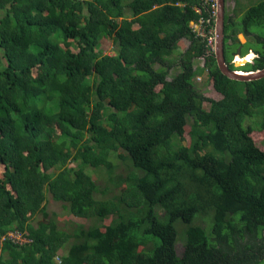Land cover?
Instances as JSON below:
<instances>
[{"label": "trees", "instance_id": "16d2710c", "mask_svg": "<svg viewBox=\"0 0 264 264\" xmlns=\"http://www.w3.org/2000/svg\"><path fill=\"white\" fill-rule=\"evenodd\" d=\"M234 3L226 62L264 68V0ZM214 21L207 0H0V264H264V77L219 70ZM49 196L90 224L59 225Z\"/></svg>", "mask_w": 264, "mask_h": 264}, {"label": "rangeland", "instance_id": "374dc122", "mask_svg": "<svg viewBox=\"0 0 264 264\" xmlns=\"http://www.w3.org/2000/svg\"><path fill=\"white\" fill-rule=\"evenodd\" d=\"M235 0H225V13H230L231 14V10L236 6V4L234 3ZM254 0H239V3L241 6L243 7H246L248 5H250L251 3H253ZM216 6V5H215ZM191 26L194 30H198V29H201L203 28L202 25L199 23V24H192L191 23ZM215 36V34H214ZM238 38L241 42H245L246 38L243 34H238ZM99 45V48H102L105 52L107 53H112V50H111V43L110 41L107 39H105L104 37H102L100 39V43H98ZM187 44H189V41L187 39H182V40H179L176 45H175V49H174V52L176 55H178L179 53L183 52L185 49H186V46H188ZM76 50V48H75ZM214 51V50H213ZM173 54V56L175 55ZM246 57L249 56V59H251L250 61H252V58L255 56L254 52L253 51H250L249 53H247L245 55ZM240 58L242 59L244 56H241L239 55V53H235L233 55V59L232 61H235L236 59L235 58ZM248 59V60H249ZM204 59L202 60L201 58L200 59H196L194 61L195 65H201V64H204ZM237 62V61H236ZM179 70V67H174L170 70L167 78L168 79H171L172 76H174L177 71ZM199 79H197V77L194 79L195 80V84H196V87L197 89H199L205 96L207 97H210V98H214V99H218L221 97V94L219 92H217L213 86H212V83H210V81H208V79L206 78V72L204 74H200L198 75ZM204 107L205 108H208L209 107V103L208 102H204ZM188 128L189 126L187 125L185 127V131L183 133V142H186V143H189V140H188ZM252 135V138L253 140L255 141V144L257 146H259L260 148H264V131L263 130H260L258 128H256L255 130L252 131L251 133ZM122 152L124 153L125 151L122 150ZM86 172L89 173V175H91L93 177V179L96 181V183L98 184V186L100 188H106L107 184H108V180H107V174L105 171H100L98 169H94L93 167L90 168V167H86ZM137 170V169H136ZM117 171H121L122 172V166L118 167L117 168ZM137 172L139 174H142L143 171H140V170H137ZM113 193V191H110L108 190L106 193H105V196L108 197L109 195H111ZM102 194H97V196H99ZM47 211H49L50 213L52 214H55L57 217H58V224L59 225H66L64 227H67L69 229H71L73 226L76 225V223L80 222L82 224H84L85 226H87L88 224H90V221L89 219H83V218H79V217H74L72 214L69 213V211L67 209H65L62 205L61 202L59 201H53L51 199V196H49V201H48V204H47ZM38 217L35 218V223H36V219ZM1 240H2V237L0 239V243H1ZM181 236L178 238V243L176 244V251H177V254L178 255H181V252L183 250V244L181 242ZM71 241H68L64 247H62L58 253L59 254H63V253H66L69 245H70Z\"/></svg>", "mask_w": 264, "mask_h": 264}, {"label": "water", "instance_id": "95a60500", "mask_svg": "<svg viewBox=\"0 0 264 264\" xmlns=\"http://www.w3.org/2000/svg\"><path fill=\"white\" fill-rule=\"evenodd\" d=\"M224 11H225V0H217L215 21H214V57L216 59L217 66L219 70L228 78L240 80V81H250L256 80L264 77V68L254 69V70H241V69H231L226 62L224 53ZM235 67L244 65L243 63L232 61Z\"/></svg>", "mask_w": 264, "mask_h": 264}, {"label": "built area", "instance_id": "2783aa9c", "mask_svg": "<svg viewBox=\"0 0 264 264\" xmlns=\"http://www.w3.org/2000/svg\"><path fill=\"white\" fill-rule=\"evenodd\" d=\"M207 2L210 4V7L212 8L213 16H215L216 7H217V0H207ZM192 24H199V23H192ZM196 31L201 36H206L205 30L203 28L198 29ZM209 32H210V34L207 36V44L209 47V51H213L214 50V29H210ZM201 59L203 60V58H201ZM201 65H203V64H201ZM197 79H199L198 76H197ZM8 236L14 240H19L20 242L24 240L23 237H21L19 232H15V231L9 232Z\"/></svg>", "mask_w": 264, "mask_h": 264}, {"label": "bare ground", "instance_id": "6f19581e", "mask_svg": "<svg viewBox=\"0 0 264 264\" xmlns=\"http://www.w3.org/2000/svg\"><path fill=\"white\" fill-rule=\"evenodd\" d=\"M235 59H236L235 61L240 62V63H243L245 61H250L251 60V59H249V56L248 57H243L242 59H240V58L237 57Z\"/></svg>", "mask_w": 264, "mask_h": 264}, {"label": "crops", "instance_id": "0c3cea01", "mask_svg": "<svg viewBox=\"0 0 264 264\" xmlns=\"http://www.w3.org/2000/svg\"><path fill=\"white\" fill-rule=\"evenodd\" d=\"M182 40V39H181ZM188 45V44H187ZM187 47V46H186Z\"/></svg>", "mask_w": 264, "mask_h": 264}, {"label": "flooded vegetation", "instance_id": "af4514ba", "mask_svg": "<svg viewBox=\"0 0 264 264\" xmlns=\"http://www.w3.org/2000/svg\"><path fill=\"white\" fill-rule=\"evenodd\" d=\"M244 57H246V56H244Z\"/></svg>", "mask_w": 264, "mask_h": 264}]
</instances>
